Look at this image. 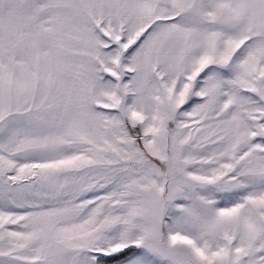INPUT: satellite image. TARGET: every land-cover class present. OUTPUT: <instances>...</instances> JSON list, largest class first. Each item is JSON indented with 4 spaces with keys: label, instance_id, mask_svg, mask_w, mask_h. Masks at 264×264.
I'll list each match as a JSON object with an SVG mask.
<instances>
[{
    "label": "snow or ice",
    "instance_id": "1",
    "mask_svg": "<svg viewBox=\"0 0 264 264\" xmlns=\"http://www.w3.org/2000/svg\"><path fill=\"white\" fill-rule=\"evenodd\" d=\"M0 264H264V0H0Z\"/></svg>",
    "mask_w": 264,
    "mask_h": 264
}]
</instances>
